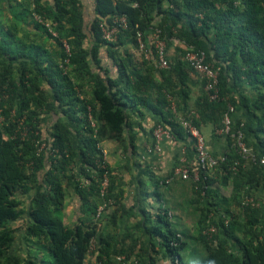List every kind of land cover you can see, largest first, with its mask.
I'll return each mask as SVG.
<instances>
[{
    "label": "trees",
    "instance_id": "16d2710c",
    "mask_svg": "<svg viewBox=\"0 0 264 264\" xmlns=\"http://www.w3.org/2000/svg\"><path fill=\"white\" fill-rule=\"evenodd\" d=\"M93 3L94 14L85 22L81 0H25L27 17L43 41L30 47L0 25V264H83L89 255L101 264H120L119 255L135 256L137 264H159L161 259L173 264H264V164L259 162L264 153V0ZM120 18L125 28L114 22ZM113 26L115 38L107 41L101 28ZM155 29L166 51L176 49L173 58L167 55L166 69L153 63L149 39ZM138 33L151 53L149 60L138 50ZM175 41L181 47H174ZM181 44L202 51L206 63L218 69L216 99H210L205 81L184 60ZM102 50L116 67L115 79L102 73ZM155 73L160 82L154 83L148 100L144 91ZM190 74L199 85L192 105ZM127 99L133 109L144 107L157 117L153 129L162 126L177 140L186 138L178 116L188 117L200 132L205 127L223 128L230 106L235 111L243 107L254 120L235 121V112L229 114L232 132L242 133L255 163L240 157L231 134L223 135L224 160L215 171H202L197 182L191 181L197 196L204 192L205 199H215L211 207L199 210L194 238L199 250L188 248L168 211L161 208L143 225L146 239L131 241L134 246L144 244L143 255H134L108 232L118 199L112 194L111 171L100 145L121 137ZM43 125L48 127L46 134ZM105 171L106 197L114 205L95 222ZM215 176L222 186L232 183L234 210L229 208L231 199L213 188ZM68 188L80 204L71 225L61 214ZM211 226L215 232L209 237L203 232ZM92 241L96 249L89 254ZM21 243L25 252L17 245Z\"/></svg>",
    "mask_w": 264,
    "mask_h": 264
},
{
    "label": "crops",
    "instance_id": "0c3cea01",
    "mask_svg": "<svg viewBox=\"0 0 264 264\" xmlns=\"http://www.w3.org/2000/svg\"><path fill=\"white\" fill-rule=\"evenodd\" d=\"M81 3L85 22L91 20L94 14L93 0H81ZM27 9L25 0H0V25L4 30L8 29V32L13 33L15 39L21 41L20 43L30 47L31 44L33 46L43 41L39 38L40 31L34 27L33 22L29 21ZM4 34L2 33V36ZM86 44L89 45V42L87 41ZM178 45L175 41L173 46ZM175 50L169 47L167 55L173 58L176 54ZM99 57L103 75L115 79L117 70L112 61L103 50ZM14 64L18 65V61H14ZM142 72L145 73L144 68ZM150 79L149 89L144 91L148 100H152L151 96L154 95V83L160 82L157 73L151 75ZM189 79L192 83L189 104L192 105L199 94V85L192 74L189 75ZM42 87L50 92L46 83H43ZM130 100H125L127 123L121 137L117 140L102 141L100 148L106 155V162L111 171L112 194L118 199L116 218L114 223L108 226V232L114 240L125 241L120 243L125 246V249L131 248L134 255H143L144 251H147L144 244L139 243L134 246L131 241L146 239L143 234V225L148 218L152 219L155 216L159 208L168 211L169 217L173 218L175 230L182 237L183 233L179 229L181 227L178 222L189 221L196 225L199 216L195 215L194 211L189 212L190 209L211 207L215 199H202L197 204L191 180L173 175L174 168L179 164L182 156L187 159L194 157L192 146L187 138L177 140L173 137H165L157 144L152 135L157 117L144 107L133 109ZM233 117L235 121L241 119L250 123L254 122L252 116L240 106L237 107ZM47 129V125H43L44 134ZM201 134L207 149L213 155L221 156L224 153L227 140L223 135L216 134L211 127L203 128ZM156 145L159 147L158 152L154 150ZM219 185L221 184L215 176L213 188L218 192ZM67 191L65 208L61 214L64 223L71 225L79 216L80 204L72 188H68ZM219 195L221 196L220 193ZM21 245L19 244V249L22 247L24 251L25 244L21 243ZM83 264H92L90 255L86 257Z\"/></svg>",
    "mask_w": 264,
    "mask_h": 264
},
{
    "label": "built area",
    "instance_id": "2783aa9c",
    "mask_svg": "<svg viewBox=\"0 0 264 264\" xmlns=\"http://www.w3.org/2000/svg\"><path fill=\"white\" fill-rule=\"evenodd\" d=\"M38 19V18H37ZM115 24H118L119 27L125 28L126 21L124 18H120L114 21ZM46 26H48L46 24ZM103 33V38L107 41H111L115 38L117 28L113 26L110 30L101 28ZM53 36H56L55 33H52ZM136 41L138 50L140 53H143L144 58L149 60L151 58L150 52L148 51L143 37L140 33L136 35ZM149 42L152 44L154 55H153V63L157 69H166L168 68V60H167V51H166V44L165 41L161 38L160 31L155 29L149 39ZM65 50L68 52V46L65 42H63ZM182 45V44H181ZM183 46V45H182ZM185 49L184 53V60L189 64V66L194 70L197 77L201 80L205 81V91L210 93V99L214 100L217 96V76H218V69H215L209 63L205 61V54L202 51H195L192 47L183 46ZM168 101L170 104V109L173 113H176V106L173 99L168 96ZM229 114H233L235 112L232 106L229 107ZM229 114L224 115L223 119V128L215 129L214 132L220 135H228L235 139L236 149L239 153L240 157L245 160L247 163H255L256 158L253 153L249 150L248 146L243 141V135L241 132L237 131L236 133L232 132V119ZM178 123L183 128V131L186 135L187 140L190 142L194 157L192 159H187L186 157L182 156L179 159V164L174 168L173 175L177 176L181 179H188L194 182L199 180L200 172L210 173L211 171H215L220 162L224 160L222 156H215L213 155L206 147L205 140L201 132L191 123L188 117L178 116L177 117ZM153 138L155 142L158 144L162 141L165 137H172L171 134L167 129H164L162 126H156L152 132ZM45 145L41 144L40 150L44 149ZM156 152L159 151V147L156 145L154 147ZM102 158L104 163L106 162V155L102 151ZM259 162L261 165L264 164V153L259 158ZM101 165V167H104ZM239 163L236 162L235 166ZM233 170L235 168L233 167ZM108 187H109V176L108 172L105 171L100 181V196L103 198V202L101 205L98 206L95 214V222L101 219L102 214L110 209L111 206L114 205V200L112 198H107L108 194ZM204 193V192H202ZM201 193V194H202ZM100 226V223L98 224ZM215 232V227L211 226L207 231L203 232L207 236H211L212 233ZM95 242L92 241L90 244L89 254L95 251ZM92 264H101L98 263L94 257H92ZM117 262L120 264H137V260L135 256H126V255H119L116 258ZM173 264L171 260H162L160 264ZM176 263V260H175Z\"/></svg>",
    "mask_w": 264,
    "mask_h": 264
},
{
    "label": "rangeland",
    "instance_id": "374dc122",
    "mask_svg": "<svg viewBox=\"0 0 264 264\" xmlns=\"http://www.w3.org/2000/svg\"><path fill=\"white\" fill-rule=\"evenodd\" d=\"M135 55L136 56H138L139 55V53L138 52H136L135 53ZM219 193L221 194V196H223V197H226V198H228V199H231V203L229 204V208L231 209V210H234L235 209V206H236V204H235V202H234V200H233V198H232V196H233V194H234V189H233V187H232V183L230 182L228 185H226V186H221V185H219ZM203 195H205L204 193H202L201 194V196H197L196 195V200H197V204L200 202V200H202V199H205L204 198V196ZM206 199H208V198H206ZM204 208V207H203ZM201 208L199 207V208H197V207H195V208H191L190 209V211L189 212H193L194 211V213H195V215H197V216H199L200 215V210ZM197 213V214H196ZM173 219V218H172ZM172 219H171V221H172ZM19 224H15V226L17 227ZM178 225L181 227V228H179L181 231H182V237H183V239H184V241L189 245V249H197V250H199V246H198V244H195L196 242H194V238H195V236H196V231H195V227H196V225L192 222H189V221H187V222H185V223H183V221L181 220V221H179L178 222ZM178 226V227H179ZM17 245H19V244H17ZM18 247V246H17ZM195 258H198V257H195Z\"/></svg>",
    "mask_w": 264,
    "mask_h": 264
}]
</instances>
